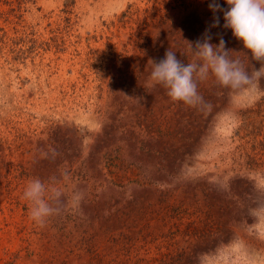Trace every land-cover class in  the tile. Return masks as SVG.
I'll use <instances>...</instances> for the list:
<instances>
[{
    "label": "rangeland",
    "instance_id": "374dc122",
    "mask_svg": "<svg viewBox=\"0 0 264 264\" xmlns=\"http://www.w3.org/2000/svg\"><path fill=\"white\" fill-rule=\"evenodd\" d=\"M209 3L0 0V264H264V80L209 74L192 104L149 87V59L192 60ZM216 15L211 42L259 68ZM35 178L63 194L44 227Z\"/></svg>",
    "mask_w": 264,
    "mask_h": 264
},
{
    "label": "clouds",
    "instance_id": "9594fccd",
    "mask_svg": "<svg viewBox=\"0 0 264 264\" xmlns=\"http://www.w3.org/2000/svg\"><path fill=\"white\" fill-rule=\"evenodd\" d=\"M228 8H223L218 0H211L209 9L213 12V23L210 28L220 26L223 13L225 29H231L233 36L242 41L249 50L254 61L259 62V68L252 65L249 72L243 62L233 59V50L226 48V42L220 36L219 44H213L210 28L195 42H189L193 58L185 62L177 57V52L171 48L165 51L160 60L149 59L152 70L149 76V87L162 86L173 101L192 104L198 99V83L213 75L218 84L235 92L258 88L264 80V0H226ZM219 35V34H217ZM46 184L39 178L32 179L25 188L23 198L29 202V216L39 227H44L47 221L58 214L54 204L62 199V193L57 191L55 197L48 194ZM79 198V196H77Z\"/></svg>",
    "mask_w": 264,
    "mask_h": 264
},
{
    "label": "water",
    "instance_id": "95a60500",
    "mask_svg": "<svg viewBox=\"0 0 264 264\" xmlns=\"http://www.w3.org/2000/svg\"><path fill=\"white\" fill-rule=\"evenodd\" d=\"M236 114V111H234L233 112V114L231 113V115H235ZM193 161L194 162H196L197 160L195 159V158H193ZM262 176L264 177V172L262 173ZM253 182L255 183V184H258V180L257 179H253ZM257 207H264V199L263 200H261L258 204H257ZM260 213H261V210L259 209H252V210H250V214L252 215V218L254 219V220H256V219H258V217H259V215H260ZM242 235L240 234V232H238V231H234L233 232V240H232V242H231V245L232 244H240V243H242Z\"/></svg>",
    "mask_w": 264,
    "mask_h": 264
},
{
    "label": "bare ground",
    "instance_id": "6f19581e",
    "mask_svg": "<svg viewBox=\"0 0 264 264\" xmlns=\"http://www.w3.org/2000/svg\"><path fill=\"white\" fill-rule=\"evenodd\" d=\"M233 112H234V109L232 108V110L229 112V115L225 117V121H226V120H229V119H232V118H231V117H232L231 113L233 114ZM235 245H238V244H235V243L232 244V246H235Z\"/></svg>",
    "mask_w": 264,
    "mask_h": 264
}]
</instances>
